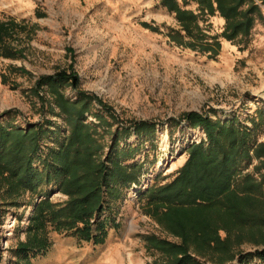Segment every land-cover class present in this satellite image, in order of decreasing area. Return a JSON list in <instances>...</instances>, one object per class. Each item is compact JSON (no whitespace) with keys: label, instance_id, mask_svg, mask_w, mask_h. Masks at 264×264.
I'll return each mask as SVG.
<instances>
[{"label":"rangeland","instance_id":"rangeland-1","mask_svg":"<svg viewBox=\"0 0 264 264\" xmlns=\"http://www.w3.org/2000/svg\"><path fill=\"white\" fill-rule=\"evenodd\" d=\"M154 2L151 5V0H0V23L14 20L22 26L8 40L21 56L17 59L0 56V115L12 110L18 112L4 121L13 120L15 126L26 128L52 120L66 129L64 120L47 112V106L43 110L42 102L31 90L42 76L70 71L79 76L83 91L94 93L115 110L120 122L127 126L132 121L156 124L152 135L139 139L133 134L120 143V149L126 144L140 145L136 158L129 163H144L146 174L142 186L111 203L116 223L109 224L101 244L50 230L52 246L45 255L18 257L16 249L27 239L26 230L35 208L24 205L32 203L29 193L18 199L7 197L8 185L0 177V264L162 262L164 255L150 248L144 236L154 234L175 242L179 239L146 213V199L139 200V197L148 188L171 181L188 160L189 145L207 139L203 129L192 128L182 116L190 112L207 113L223 122L236 119L238 124L250 128L255 126V121L259 124L256 137L264 141V43L261 39L248 53L242 52L241 59L236 58L237 53L221 54L222 43L228 41L222 37L218 38L221 50L214 57L211 52L178 46L170 38L172 32L181 30L175 14L164 8L161 0ZM179 2L184 6L183 0ZM184 9L199 13L198 5L189 0ZM215 17L220 16L200 21L209 36H219L224 31L225 24L219 32ZM149 20L162 29L160 33L147 27ZM259 28L264 37V15ZM252 40L253 37L247 45L239 40L234 42L248 47ZM4 76L8 84L3 83ZM61 90L72 100L78 98L79 91L72 87ZM44 94L51 98L48 92ZM95 108L93 112L101 111L112 127L100 125L94 115L87 122L98 126L99 132H106L104 141L111 144L114 132L122 124L97 102ZM54 138L49 135L46 146H54ZM109 150L106 148L105 152ZM50 199L62 203L68 197L55 191ZM12 200H19L23 205H3ZM107 215L105 212L103 217ZM221 236L225 238L227 233L221 231ZM233 248L238 255L264 249V245L256 244L246 234ZM234 264L241 263L237 260ZM247 264L264 262L256 257Z\"/></svg>","mask_w":264,"mask_h":264},{"label":"trees","instance_id":"trees-1","mask_svg":"<svg viewBox=\"0 0 264 264\" xmlns=\"http://www.w3.org/2000/svg\"><path fill=\"white\" fill-rule=\"evenodd\" d=\"M189 1L198 5L199 13L184 9L188 0H183L184 6L179 0H161L181 27L170 38L178 46L211 52L213 57L221 50L219 37L247 45L257 21L263 19L256 0ZM217 15L226 22L224 31L219 36H209L200 21ZM19 28L22 26L14 20L0 23L3 58L21 56L8 44ZM3 83L8 84L6 76ZM66 86L79 91L76 100L62 92ZM80 86L76 73L62 71L42 76L31 90L42 102L43 110L47 106V112L64 120L66 129L52 120L23 128L15 126L13 120L4 121L7 116L15 117L17 111L0 115V177L8 185L6 195L18 199L29 193L32 203L24 205L35 208L26 230L27 239L16 249L18 257L45 255L52 246L50 230L103 243L109 224L116 223L111 203L142 186L144 163H129L136 158L140 145L126 144L120 149V143L133 134L139 139L152 135L155 122L132 121L127 126L113 108ZM46 92L52 100L42 95ZM95 102L122 124L111 144L104 141L106 132H99L98 126L87 122L94 115L100 125L112 127L101 111L93 112ZM182 118L192 128L203 129L207 139L189 145L188 160L171 181L150 187L139 197L146 199V213L179 239L175 242L154 234L144 236L150 248L164 255L162 262L154 264H234L237 260L247 264L256 257L264 262V249L238 255L233 252L234 245L241 243L246 234L256 244L264 245V141L256 137L259 124L253 121L255 126L250 128L236 119L223 122L199 112ZM49 135L55 136L52 147L46 146ZM106 148L110 149L108 153ZM55 191L68 199L53 202L50 197ZM3 205L20 207L23 203L12 200ZM105 212L108 215L103 217ZM221 231L227 233L225 238Z\"/></svg>","mask_w":264,"mask_h":264},{"label":"crops","instance_id":"crops-1","mask_svg":"<svg viewBox=\"0 0 264 264\" xmlns=\"http://www.w3.org/2000/svg\"><path fill=\"white\" fill-rule=\"evenodd\" d=\"M151 1H152L151 5L155 4V2H154L155 0H151ZM256 2L260 5V7L262 9V13L264 15V0H256ZM215 22L217 23L218 27L220 28L219 32H222L224 24H225L224 19L220 18V17H215ZM212 23H213V21H212ZM156 26L157 25L155 23H152L151 20L148 21L147 27L154 29V30L157 29L158 33H160L162 29L160 27H156ZM251 37H253V40L251 41V44L248 45V47L242 46L236 42L225 41L224 43H222V50L223 51L221 52V54L226 56L227 53L228 54L229 53L230 54L237 53V54H239V56H236V58L241 59L242 58L241 53L242 52L248 53L254 45L258 44L259 39H261V42L264 43V37L261 34L260 28H259V21H257V23H256V25L252 31ZM252 42H253V44H252Z\"/></svg>","mask_w":264,"mask_h":264},{"label":"bare ground","instance_id":"bare-ground-1","mask_svg":"<svg viewBox=\"0 0 264 264\" xmlns=\"http://www.w3.org/2000/svg\"><path fill=\"white\" fill-rule=\"evenodd\" d=\"M10 227V226H9Z\"/></svg>","mask_w":264,"mask_h":264}]
</instances>
